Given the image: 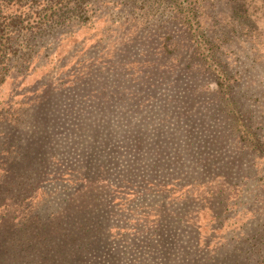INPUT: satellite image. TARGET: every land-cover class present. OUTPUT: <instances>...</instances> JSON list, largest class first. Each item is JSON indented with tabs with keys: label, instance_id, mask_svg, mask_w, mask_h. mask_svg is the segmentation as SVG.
<instances>
[{
	"label": "rangeland",
	"instance_id": "1",
	"mask_svg": "<svg viewBox=\"0 0 264 264\" xmlns=\"http://www.w3.org/2000/svg\"><path fill=\"white\" fill-rule=\"evenodd\" d=\"M56 2L75 13L0 86V183L19 150L32 176L29 199L0 196V264L68 250L88 264H244L239 249H264V131L220 102L264 100V0L236 13L227 0ZM224 18L239 36L218 35L212 57L201 37ZM251 108L264 126V101ZM36 153L50 160L37 183ZM69 183L81 191L70 217L95 233L90 258L83 231L48 216L71 202L54 191Z\"/></svg>",
	"mask_w": 264,
	"mask_h": 264
},
{
	"label": "trees",
	"instance_id": "2",
	"mask_svg": "<svg viewBox=\"0 0 264 264\" xmlns=\"http://www.w3.org/2000/svg\"><path fill=\"white\" fill-rule=\"evenodd\" d=\"M227 1L230 2V5L235 13L238 11V6L244 3V0ZM29 4L30 6H28ZM53 4L57 5L58 3L56 2V0H0V86L3 85L6 79L10 76V73L14 71V69H16L17 67L22 66L24 64L31 66L35 55H37L38 52H41L44 49L45 43L42 40H44L45 36L48 35V31L53 30L57 27H62L66 23L67 19L71 17L69 16V14L73 15L75 13L74 11L68 12L65 9H55L56 7L54 8L51 6ZM37 5L38 7H43L40 9V11H42L41 15H39L38 10L35 9ZM49 12L51 13V15L48 17ZM34 16L38 18V21H30V19ZM201 16L203 17L204 14L202 13ZM47 17L49 18L48 21H44V18ZM228 20L229 22L228 24H226L228 28L220 26L217 32H215V30H212V32H210V29H208L211 35L209 36L205 34V36L201 37L203 40L202 44L205 45V49L209 52V55L212 57L214 53H211V51L213 49L217 51L216 41L221 40L217 37L218 35L221 37H228L227 35L231 33V35L239 36V31L236 29L238 23L231 19ZM222 22L223 21L217 22V24L222 25ZM230 24H234V26ZM213 32L216 34H212ZM209 60H212V58L207 59V62H209ZM214 61L216 63V59H214ZM251 101L252 103L256 102L259 104L264 100L254 92L244 90L238 91V93L234 96L233 103L229 98L220 99V102H222L223 106H228L229 113L233 111L232 109H230V106H236V110H238L239 114L242 116L241 121L243 122V126H246L251 130L258 128L264 131V126H262V124L257 119L258 115L251 108L252 103L250 105L247 104V102ZM200 126L206 128L204 127V123H202ZM197 130H199V128H197ZM202 133H205V131H202ZM10 144L12 145L13 143L11 142ZM198 145H201V143H198ZM42 150V148L38 149V151ZM203 151L204 150L202 148V153ZM19 152L16 154L15 157L10 155V162L7 164L6 169L2 167L6 176L5 179H3V182L1 181L0 183V196L7 195L10 193L11 190H15L16 198L25 201L30 198L27 197V195L28 189L32 186V184L30 183L32 181V176L29 173L25 175V172H27L28 170L23 169V167L26 166H23L22 162V166L20 167L19 158H22L23 156ZM48 161L50 160L48 159L47 154L44 157L43 154L36 153V158L34 159L36 177L39 174L38 179H35L36 183L44 175L45 166H47ZM15 162H17L18 166L15 164ZM75 172L79 174V171H76V169H74L71 174ZM225 175L226 174H221L219 176L226 178ZM79 177L80 176H78V179ZM72 186L73 184L69 183L63 188H57L54 190L56 191L55 193L60 194L64 193L67 190L68 195L65 200L71 202L66 205V207L60 214H56L57 216H48L50 217V219H52L50 223H60L61 221H66L68 225H71L69 226V228L77 227L81 231H83V237L78 239L80 235L77 236L76 242L85 241L87 246H83V251L86 253V257L90 258L93 252V241L95 238V233L92 229H90L89 226L86 225L87 223L84 224L83 228L81 222L76 223V219L78 217H70V215H72L71 211L73 209L71 203L75 201L76 198H78L79 192H81L78 191L73 195H69L72 189L68 188ZM52 193L53 192H51L50 194ZM76 209L80 211L83 216L89 214L86 213L84 210L82 211V208L78 207ZM39 210L44 213L49 212V209H47L48 211H46L45 205H43L42 208H39ZM29 216H31V214H28V217ZM28 222H31V217L27 220V223ZM69 237L71 236L69 235ZM241 245H239L238 247H240ZM60 247L57 250L52 249L50 251L52 253H55L56 251H59ZM258 247H264V243ZM254 249V247H252V249L249 251L239 249L236 253L238 255H242L245 252L246 258L242 259L245 262L244 264H263L264 249H257V252H254ZM67 253L68 255L65 254L64 258L59 259L60 262L58 263H54L55 259L52 258V264H88L89 262L84 260L85 256L76 258L71 250H68ZM105 253L106 257H110V253L108 251H105ZM200 253L203 252L201 251ZM42 255L43 257L45 256L44 254ZM49 255H51V253H49ZM46 256H48L47 253Z\"/></svg>",
	"mask_w": 264,
	"mask_h": 264
}]
</instances>
